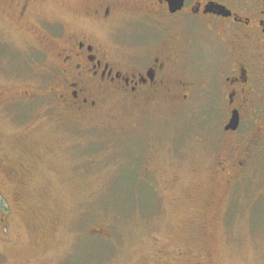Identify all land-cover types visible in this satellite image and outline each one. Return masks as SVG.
Here are the masks:
<instances>
[{"label":"rangeland","instance_id":"rangeland-1","mask_svg":"<svg viewBox=\"0 0 264 264\" xmlns=\"http://www.w3.org/2000/svg\"><path fill=\"white\" fill-rule=\"evenodd\" d=\"M95 1L21 13V0H0V264H264V155L249 177L213 175L221 109L203 122L183 101L69 110L22 97L47 87Z\"/></svg>","mask_w":264,"mask_h":264},{"label":"flooded vegetation","instance_id":"flooded-vegetation-1","mask_svg":"<svg viewBox=\"0 0 264 264\" xmlns=\"http://www.w3.org/2000/svg\"><path fill=\"white\" fill-rule=\"evenodd\" d=\"M21 1L26 13L34 0ZM78 13L53 79L22 97L69 110L111 99L183 101L203 122L221 109L222 147L210 170L225 183L250 176L264 155V0H99ZM16 171L4 165L14 183Z\"/></svg>","mask_w":264,"mask_h":264},{"label":"water","instance_id":"water-1","mask_svg":"<svg viewBox=\"0 0 264 264\" xmlns=\"http://www.w3.org/2000/svg\"><path fill=\"white\" fill-rule=\"evenodd\" d=\"M235 123H236V118L233 116V117L230 119V122L228 123V125L226 126V128H234Z\"/></svg>","mask_w":264,"mask_h":264}]
</instances>
